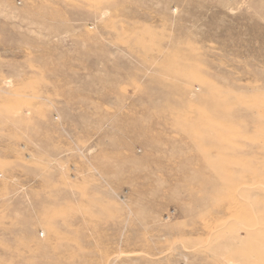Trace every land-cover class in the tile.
<instances>
[{
    "label": "rangeland",
    "instance_id": "374dc122",
    "mask_svg": "<svg viewBox=\"0 0 264 264\" xmlns=\"http://www.w3.org/2000/svg\"><path fill=\"white\" fill-rule=\"evenodd\" d=\"M0 264H264V0H0Z\"/></svg>",
    "mask_w": 264,
    "mask_h": 264
}]
</instances>
